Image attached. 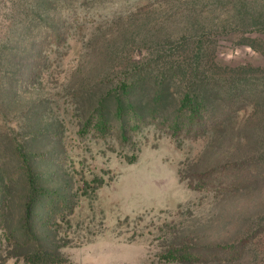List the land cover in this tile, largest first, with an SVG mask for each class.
Here are the masks:
<instances>
[{"label": "rangeland", "instance_id": "374dc122", "mask_svg": "<svg viewBox=\"0 0 264 264\" xmlns=\"http://www.w3.org/2000/svg\"><path fill=\"white\" fill-rule=\"evenodd\" d=\"M38 252L264 264V0H0V264Z\"/></svg>", "mask_w": 264, "mask_h": 264}, {"label": "trees", "instance_id": "16d2710c", "mask_svg": "<svg viewBox=\"0 0 264 264\" xmlns=\"http://www.w3.org/2000/svg\"><path fill=\"white\" fill-rule=\"evenodd\" d=\"M191 99L189 98V96H185L183 98V103L184 105L190 104L191 103ZM34 263L36 264H53L58 262L57 260L53 259L52 256H49V254L47 252H38L34 255Z\"/></svg>", "mask_w": 264, "mask_h": 264}]
</instances>
